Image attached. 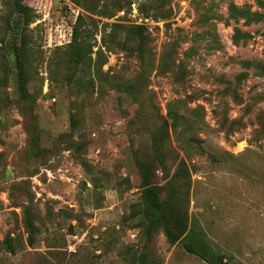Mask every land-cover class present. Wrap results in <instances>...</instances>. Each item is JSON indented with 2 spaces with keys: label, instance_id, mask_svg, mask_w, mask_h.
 Instances as JSON below:
<instances>
[{
  "label": "rangeland",
  "instance_id": "1",
  "mask_svg": "<svg viewBox=\"0 0 264 264\" xmlns=\"http://www.w3.org/2000/svg\"><path fill=\"white\" fill-rule=\"evenodd\" d=\"M14 1L0 264H264V0Z\"/></svg>",
  "mask_w": 264,
  "mask_h": 264
},
{
  "label": "trees",
  "instance_id": "2",
  "mask_svg": "<svg viewBox=\"0 0 264 264\" xmlns=\"http://www.w3.org/2000/svg\"><path fill=\"white\" fill-rule=\"evenodd\" d=\"M14 6L16 12L20 15L27 14V7L22 4L20 1L15 0ZM18 89L21 96L25 95L24 89V77L23 74L20 75V79L18 81ZM143 214L145 218L148 220V231L149 233L155 232L160 226H164L167 228L168 236L171 240H175L176 236L170 228V216L166 212V207L163 202H161L157 191L150 185L149 182L146 181L144 196H143ZM28 231L33 230V225L31 221H27ZM31 243V240H30ZM8 248H11V245H8ZM12 250V249H11ZM210 264H231L227 261L223 260V257H215V259Z\"/></svg>",
  "mask_w": 264,
  "mask_h": 264
}]
</instances>
